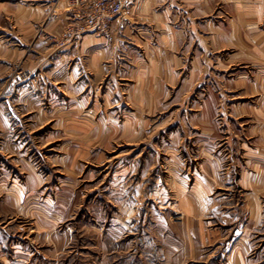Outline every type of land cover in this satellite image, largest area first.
<instances>
[{
    "label": "rangeland",
    "instance_id": "1",
    "mask_svg": "<svg viewBox=\"0 0 264 264\" xmlns=\"http://www.w3.org/2000/svg\"><path fill=\"white\" fill-rule=\"evenodd\" d=\"M0 1L12 2L0 15V45L15 49L6 55L0 51V101L5 102V111L16 114L12 125L25 148L22 155L43 178L28 217L4 212L0 219V264H221L225 250L217 237L206 243L197 233L196 244L190 245L187 221L177 213L176 192L182 191L179 187L190 189L198 175L195 168L203 147L195 142L204 141L205 113L213 114L217 148L227 139L225 114L233 104L223 102L220 93L222 82V87L227 80L233 82L232 70L239 69L228 65L226 57L232 50L223 55L214 52L207 58L211 69L191 75L194 58L188 56L187 37L177 72L180 84L174 89L180 91V100H128L131 92L124 89L112 100L103 99L105 90L99 97L79 100L72 86L64 95L60 91L61 75L52 70L59 58L50 54L52 48H64L68 38L91 33L69 12L68 1L51 3L58 13L70 14L58 41L46 47L37 44L49 15L36 24V36L27 35L30 42L20 44L19 50L12 38L28 34L15 23L23 13L19 4L27 2ZM233 5L214 0V25L220 27L219 22L236 16ZM181 12L185 19L187 10L181 7ZM232 27L244 33L253 28L229 25L230 32ZM188 28L184 25L185 32ZM256 28L264 30V23ZM25 48L27 52L22 51ZM199 59L204 63L203 56ZM189 80H195L194 88L183 89ZM28 110L45 112V119L34 121L35 114L26 116ZM9 164L5 170L15 172L19 183L25 182L22 168ZM232 195L238 199V193ZM44 210L50 213L47 217ZM216 216L209 213L197 227L219 228L221 217ZM263 259L264 253L252 264Z\"/></svg>",
    "mask_w": 264,
    "mask_h": 264
},
{
    "label": "crops",
    "instance_id": "2",
    "mask_svg": "<svg viewBox=\"0 0 264 264\" xmlns=\"http://www.w3.org/2000/svg\"><path fill=\"white\" fill-rule=\"evenodd\" d=\"M52 1L24 0L27 3L19 4L23 13L15 23L22 24L28 34L13 36L16 50L23 47L20 44L30 42L31 36L27 35L33 34L36 24L49 15L43 37L37 44L45 43L46 47L61 37L63 28L70 22V14L58 13ZM220 1L224 5L231 1L236 16L226 23L219 22L221 25L217 27L212 19L214 0H131L126 13L113 21L105 34H78L68 38L61 50L52 48L50 54L59 58L52 70L61 75L62 81L57 84L68 88H60L63 95L73 88L77 99L88 100L94 94L99 97L105 90L103 99L112 100L118 90L124 89L131 92L128 100H170L172 97L180 100V91L175 93L174 89L180 84L177 72L181 70L182 43L187 37L188 56L194 58L190 62L191 75L203 69L208 72L212 64L207 58H212L214 52L223 55L232 50L226 57L230 61L228 65L239 69L232 70L234 81L227 80L224 90L222 82L220 93L223 102L233 104L225 114L229 136L218 149L219 133L213 124V114H204L206 123L201 136L204 143L195 142L198 148L203 147L200 150L203 157L195 168L198 175L194 176L191 188L179 187L182 191L176 192L177 213L187 221L185 231L190 245L196 244L193 242L198 240L197 233L203 234L206 243L217 237L215 240L225 250L221 264H252L264 253V30L256 28L264 23V0ZM11 3L0 1L1 16ZM181 7L187 10L185 19ZM240 24L253 26L252 31L244 33L238 27L229 31V25ZM184 25L189 26L187 32ZM10 49L0 45L4 55L15 53L13 47ZM202 56L204 63L197 61ZM194 85L195 80H189L183 89L191 90ZM0 102V219L4 212L28 217L35 207H30L31 201L36 199L43 178L37 167L22 155L25 148L16 139L17 131L12 125L16 114L5 111V102ZM32 114H35L34 121L44 120L46 116L45 112L34 110L26 116ZM7 163L22 168L25 182L19 183L15 172H10L13 177L10 176L5 170ZM234 192L238 193V199L232 195ZM163 199H166L164 195ZM211 212L216 217L220 215V227L200 224L197 227ZM47 213L44 210L45 217ZM255 264H264V259Z\"/></svg>",
    "mask_w": 264,
    "mask_h": 264
},
{
    "label": "built area",
    "instance_id": "3",
    "mask_svg": "<svg viewBox=\"0 0 264 264\" xmlns=\"http://www.w3.org/2000/svg\"><path fill=\"white\" fill-rule=\"evenodd\" d=\"M69 12L83 22L85 31L96 35L108 32L113 21L122 17L129 0H67Z\"/></svg>",
    "mask_w": 264,
    "mask_h": 264
}]
</instances>
